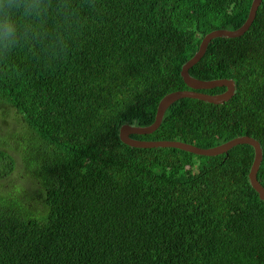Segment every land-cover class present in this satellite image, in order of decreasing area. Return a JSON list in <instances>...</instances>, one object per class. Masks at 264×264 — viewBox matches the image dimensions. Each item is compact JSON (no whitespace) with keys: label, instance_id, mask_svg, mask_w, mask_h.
I'll return each mask as SVG.
<instances>
[{"label":"trees","instance_id":"obj_1","mask_svg":"<svg viewBox=\"0 0 264 264\" xmlns=\"http://www.w3.org/2000/svg\"><path fill=\"white\" fill-rule=\"evenodd\" d=\"M252 1L30 0L22 14L0 0L17 25L0 43V264H264L253 146L206 156L119 136L189 89L181 69L204 35L239 28ZM190 74L231 78L236 92L222 104L181 98L156 131L131 136L209 148L250 135L264 186V0Z\"/></svg>","mask_w":264,"mask_h":264},{"label":"water","instance_id":"obj_2","mask_svg":"<svg viewBox=\"0 0 264 264\" xmlns=\"http://www.w3.org/2000/svg\"><path fill=\"white\" fill-rule=\"evenodd\" d=\"M263 0H253L246 21L237 29L219 28L205 34L198 50L189 60H187L181 69V76L189 89H180L166 94L159 102L155 120L147 126H137L133 124H123L119 131L121 141L132 147L152 148V147H174L185 150L194 154L215 156L223 153H228L230 149L239 144H249L255 150L253 164L249 172V180L251 186L259 194V198L264 201V186L258 178V171L263 160V148L261 143L256 138L250 135L237 136L222 144L204 148L184 142L181 140H142L132 137V134H150L156 131L164 118L165 112L169 106L175 101L189 97L200 99L209 103L222 104L230 100L236 92V83L231 78H216L203 80L196 78L190 74V68L198 63L207 51L210 42L218 37L235 38L243 35L254 22L259 6ZM226 87V90L220 93H207L202 90L213 89L216 87Z\"/></svg>","mask_w":264,"mask_h":264},{"label":"clouds","instance_id":"obj_3","mask_svg":"<svg viewBox=\"0 0 264 264\" xmlns=\"http://www.w3.org/2000/svg\"><path fill=\"white\" fill-rule=\"evenodd\" d=\"M16 11L23 9L22 14H27L31 11L30 0H17L14 5ZM17 35V25L13 19L11 12L5 13L0 16V43L5 46L12 44Z\"/></svg>","mask_w":264,"mask_h":264},{"label":"rangeland","instance_id":"obj_4","mask_svg":"<svg viewBox=\"0 0 264 264\" xmlns=\"http://www.w3.org/2000/svg\"><path fill=\"white\" fill-rule=\"evenodd\" d=\"M6 118H7V127L10 128V129H14L15 126H17V124L15 123L14 116H13V112H11L10 114H8L6 116ZM18 125H19V128H20V124L19 123H18ZM15 131H17V130H15Z\"/></svg>","mask_w":264,"mask_h":264}]
</instances>
